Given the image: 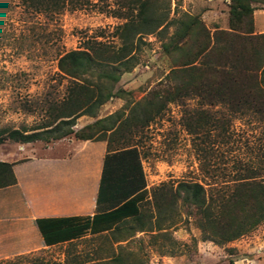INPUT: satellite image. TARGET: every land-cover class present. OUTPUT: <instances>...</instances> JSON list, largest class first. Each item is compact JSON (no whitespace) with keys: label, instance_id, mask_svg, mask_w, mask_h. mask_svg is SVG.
<instances>
[{"label":"rangeland","instance_id":"rangeland-1","mask_svg":"<svg viewBox=\"0 0 264 264\" xmlns=\"http://www.w3.org/2000/svg\"><path fill=\"white\" fill-rule=\"evenodd\" d=\"M229 0H170L169 18L182 13L198 15L212 32L227 29ZM115 0H90L70 9H35L24 0H0V135L2 130H37L52 120L53 103L65 95L69 78L57 68L58 58L67 51L85 49L92 42L112 48L120 45L115 27L124 19L114 14ZM254 32H264V0L254 4ZM174 25L167 29V36ZM134 64L120 73L116 87L128 94L103 103L95 116H79L74 129L115 111L125 116L129 107L155 88L167 73L170 61L163 53L164 39L157 33L144 34ZM264 67V65H263ZM196 99L168 104L148 126L128 135L127 142L139 150L145 178V200L140 203L145 228L138 231L129 222L120 232L89 231L61 243L45 245L30 234V245L18 254L0 251V264H113L121 253L125 264H264V219L254 229L221 245L204 239L194 207L180 200L170 201L178 182L197 181L205 190H224L245 168L264 180V122L251 116L230 118L226 133L212 131L205 140L209 166L200 164L197 142L182 124L185 109L197 107ZM214 117L225 115L218 106ZM67 137L75 138L73 135ZM50 142L37 140L0 143V159L19 164L15 168L17 187L0 190V204H18V198L46 185L45 156L55 152L45 147ZM106 149V141H102ZM119 147L118 136H112ZM29 162L20 164L26 160ZM17 206V205H16ZM0 218L6 209L0 205ZM18 207V206H17ZM17 209V208H16ZM24 207L20 211L24 212ZM8 214V215H10ZM157 222L160 229L153 225ZM11 241V240H9ZM5 243V242H4ZM16 243V242H15Z\"/></svg>","mask_w":264,"mask_h":264},{"label":"trees","instance_id":"trees-1","mask_svg":"<svg viewBox=\"0 0 264 264\" xmlns=\"http://www.w3.org/2000/svg\"><path fill=\"white\" fill-rule=\"evenodd\" d=\"M35 9L80 8L90 0H24ZM262 0H229L227 29L212 32L198 15L182 13L169 18L170 0H115L114 14L124 21L115 27L120 45L112 48L92 42L85 49L62 54L59 72L69 78L64 97L53 103L52 120L37 130H2L5 139L18 143L60 139L73 135L81 140L106 141L96 197L97 212L91 217H41L36 226L45 245L71 240L85 231L97 234L120 232L129 222L145 228L140 203L145 200V178L139 150L127 137L149 123L171 103L196 99L198 106L184 110L182 124L195 136L200 164L207 168L205 140L212 131L226 133L230 118L251 116L264 122V32H254V4ZM174 25L167 36V29ZM159 34L170 66L158 85L134 102L123 116L115 111L74 129L79 116H95L110 98L128 92L116 87L120 73L134 64L144 34ZM222 108L226 116L214 117L211 109ZM117 135L119 147H113ZM13 163L0 160V188L16 182ZM224 190L206 191L203 184L178 182L170 201L194 207L200 216L204 239L221 245L248 233L264 219V180L245 168ZM38 204H43L41 200ZM153 225L160 229L157 222ZM113 264H125L117 253Z\"/></svg>","mask_w":264,"mask_h":264},{"label":"crops","instance_id":"crops-1","mask_svg":"<svg viewBox=\"0 0 264 264\" xmlns=\"http://www.w3.org/2000/svg\"><path fill=\"white\" fill-rule=\"evenodd\" d=\"M49 142L45 149L56 151L45 156L47 171L45 188L34 191L27 199L19 196L16 204L18 207L15 201L12 202L11 214L7 212L10 208L7 203L0 204L6 209V215L0 218V251L5 252V255L9 251L11 253L8 255H12L25 250L30 245V234L35 238L38 236L43 242L35 223L36 218L91 217L97 212L96 197L106 153L102 141L66 136ZM30 160L32 159L20 164ZM17 165L19 164L12 165L16 182L1 187L0 190L18 186L19 182L14 172ZM39 200L43 201V204H38ZM21 206L27 210L21 212Z\"/></svg>","mask_w":264,"mask_h":264}]
</instances>
